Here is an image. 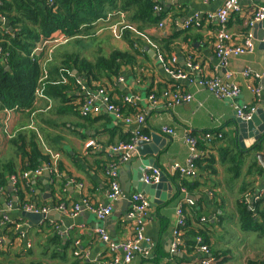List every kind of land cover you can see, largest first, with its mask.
Instances as JSON below:
<instances>
[{
  "label": "crops",
  "instance_id": "1",
  "mask_svg": "<svg viewBox=\"0 0 264 264\" xmlns=\"http://www.w3.org/2000/svg\"><path fill=\"white\" fill-rule=\"evenodd\" d=\"M224 1L159 0L164 18L159 27L146 31L160 38H151V42L142 37L143 44H148L144 46L147 55L139 57L135 66L124 67L111 84L101 87L112 104L122 107L123 115L144 117L139 130L148 139L137 141L127 161H121V155L110 148L128 141L137 128L136 123L116 118L106 109L102 97L96 95V86L79 76L67 92L65 103L61 96L35 92L29 108L0 109V169L7 178V183L0 187V221L4 220L0 225V264H113V259L120 258L121 253H111L100 233L104 232L111 243L133 235L134 223L127 216L129 197L142 193L133 185L138 168L135 163L146 159L154 164L142 171L155 165L171 188L159 196L158 203L143 194L149 202L143 216L144 234L149 243H143L142 249H147V254L138 252L122 264H194L201 252L196 249L195 238L187 233L198 230L207 234L208 247L219 255L215 264H245L247 257H254L264 249V239L259 236L264 234V225L255 228L253 224H264V136L259 142L250 140L248 147H240L236 141L234 110V106L255 107L254 112L260 109L264 118V49L259 45L264 38V26L256 24L253 28L248 23L255 8L264 7V0H239L240 11L230 14L226 28L233 43H242L249 33L254 47L250 53L230 57L226 66L221 67L214 50L219 25L213 14ZM196 16L198 25L185 28V22ZM0 33L14 35L11 23L3 14H0ZM106 33L112 38L111 44L126 47L117 32ZM148 51L153 54L149 55ZM45 54L43 51L37 59L41 73ZM172 57L176 59L172 66L187 72L188 79H176L169 74L167 66ZM187 63L197 65L198 69H190ZM245 69L258 77H245ZM46 73L49 74L48 66ZM74 73L72 70L71 74ZM225 73L240 88L233 100L217 98L207 88L198 86L199 78L217 76L225 80ZM247 85L258 87V94ZM171 89L190 93L191 101L168 106V98L162 92ZM95 95L99 112L82 116L73 108L75 99L83 101ZM149 95L154 96L156 103L150 102ZM125 97L131 98L128 103L131 107L125 104ZM163 128H171L173 134H165ZM21 132L23 157L11 145L13 137ZM206 132L220 133L221 137L206 142L203 138ZM187 133L195 137L200 157L193 176L183 177L173 166L184 164L188 156L184 141ZM88 139L94 140L97 147L86 150ZM34 141L42 155H47L51 162L55 160L52 164L57 166L58 176L45 171L29 179L11 181L6 168L16 170L17 174L22 167L25 170ZM129 161L131 165L124 169ZM112 167L123 197L110 201L106 196L111 182L107 171ZM18 189L23 192V198ZM82 198L92 207L110 204L111 214L100 220L82 208L71 216L73 205ZM21 200L25 204L21 205ZM256 200L260 201L261 214L250 216L246 227L245 219L249 217L242 204L251 208ZM30 204L45 209L36 211L46 214L37 224H29L21 214L25 210L23 206ZM177 208H181L186 223L181 229V244L171 252ZM54 235L59 239L55 244L50 243ZM209 255L212 256L208 251Z\"/></svg>",
  "mask_w": 264,
  "mask_h": 264
},
{
  "label": "trees",
  "instance_id": "2",
  "mask_svg": "<svg viewBox=\"0 0 264 264\" xmlns=\"http://www.w3.org/2000/svg\"><path fill=\"white\" fill-rule=\"evenodd\" d=\"M159 4V0H53L52 4L48 0H2L0 14L8 18L14 35L0 33V109L29 108L35 92L46 96H61L65 103L68 101L66 94L78 76L91 86H96V89L111 84V80L124 67L135 66L139 57L147 55L144 46L148 44H143V38H148L151 42V38H160L146 31L159 27L164 18L161 10H155V6ZM106 32H117V37L126 47L118 48L111 44L112 38ZM56 35L64 39L58 44L42 47L40 53L46 51V54L41 73V65L37 61L40 53L31 57L29 54L41 38ZM162 42L165 43L166 40L162 38ZM165 49L168 51L167 45ZM5 66L8 68L5 69ZM47 66L49 74L46 73L43 77ZM72 70H75L74 75L71 74ZM81 102L82 100L75 99L73 108L76 110ZM120 112L123 114L122 107ZM11 145L16 147L15 153L23 157V132L13 137ZM28 157L25 170L51 162L47 155L39 152L35 141L31 144ZM21 170L25 171L23 167ZM22 171L17 174L16 170L6 168L9 175H16L18 179H21L19 175ZM6 183L5 173L0 169V187ZM18 194L23 198L20 189ZM22 204H25L23 200ZM242 205L249 217V220L245 219L247 227L250 216L254 217L255 213L260 216V201L256 200L252 209L246 203ZM193 212L197 215L195 210ZM253 224L255 228L264 225L260 222ZM187 234L192 239L200 237L202 243L208 246L207 234L203 231ZM259 236L264 239V234L259 233ZM58 241V235L50 239L53 244ZM210 249L208 247L213 256L211 264H215L219 255ZM245 264H264V249L254 257H247Z\"/></svg>",
  "mask_w": 264,
  "mask_h": 264
},
{
  "label": "built area",
  "instance_id": "3",
  "mask_svg": "<svg viewBox=\"0 0 264 264\" xmlns=\"http://www.w3.org/2000/svg\"><path fill=\"white\" fill-rule=\"evenodd\" d=\"M48 3L52 4L53 0H48ZM155 10L159 12L161 10L160 6H155ZM239 11H240L239 0H225L221 5V7L218 8L213 14L216 17L219 25V28L217 29L215 35L214 50L216 57L219 59V64L221 67L226 66L227 61L230 57H237L242 54L250 53L254 47L252 36L249 33L244 37L242 43L234 44L233 37L226 28L230 14ZM207 16L211 17V14H208ZM197 18H198L197 16L190 18L188 21L185 22L184 27L187 28L191 25H198ZM262 18H264V7L257 6L253 12L252 17L248 21L249 26L253 25V23L261 20ZM63 39L64 38H62V36H53L48 39H44L41 45L45 43L58 44L62 42ZM33 52H35V50ZM175 60H176L175 57H172L168 63L167 71L169 72V74H171L176 79H184V80L188 79L187 72L181 69H175L172 66ZM187 66L190 69H194V70L198 69L197 65H194L193 63H187ZM243 74L245 77H250V76L258 77V75L256 73H253L250 69H245ZM45 75L46 72H44L43 77ZM197 83L198 86L200 85L207 88L211 93L214 94L215 97L220 99L233 100L240 93V88L238 87V85L236 83H233L232 81L230 82L229 73H225V80L217 76L209 77V78L203 77L201 79L199 78L197 80ZM247 87L251 89L254 93L258 94V87H251L250 85H247ZM96 95H100L102 97V101L106 109L109 112H112L116 118L123 120L125 123L135 122L137 125L135 131L131 132V136L129 137L128 141L117 143L115 146H112L110 148V151L121 155V161H127L131 152L135 150L137 141L140 139L143 140L148 139L146 136L142 135L139 130V126L142 124L144 117L143 115H136L132 117L123 115L120 112V109L109 101L108 95L105 93V91L102 88L97 89ZM96 95L93 97L88 96L84 98V100L79 104L77 110L80 115L88 116L91 113L99 112V107L94 103ZM162 95L165 98H168L167 101L168 106H172L174 104L186 103L191 101L192 99V95L190 93L182 92L180 90H173V89L164 90L162 92ZM149 100L152 104L156 103V100L154 99L153 95H149ZM124 102L131 103V98L125 97ZM234 110L236 117L244 120H248L251 117L252 113H254L255 107H247L246 109H240L234 106ZM162 131L168 135L173 134V130L171 128H163ZM220 137H221L220 133L213 134L210 132H206L205 134H203V138L206 142H209L212 139H217ZM184 141L188 146V150H189L188 156L184 164L182 165L175 164L173 166V169L177 173H179L180 176L190 177L193 176L197 168V161L200 157V152L198 150L197 141L195 137L187 133L185 134ZM94 147H97L95 141L92 139H88L85 143L86 150H89L90 148H94ZM52 163H55V160H53L50 163H45L41 166H38L35 169L22 171L19 177L21 179L23 178L29 179L31 177L40 175L42 172L45 171H48L55 176H58L59 172L57 171V166ZM107 173L111 178L110 187L106 192L107 198L110 201H113L118 198H122L123 194L120 189V185L118 183L117 173L115 168L112 167L111 170L107 171ZM160 174H161V170L159 168L147 167L141 173L142 181L148 184L157 183L159 181ZM17 178L18 177L16 175L10 176V179L13 182H15ZM148 206H149L148 199L142 193H134L129 197V211L127 216L131 218V220L134 223V233L131 237L122 240L119 243H111L108 239V236L104 232L100 233L102 240L108 244V248L111 253H115V254L119 252L121 253V257H120L121 259L119 257H115L112 261L113 264L127 263L138 252H142L143 255L147 254V249H142V244L149 243L148 238L144 234L145 221L143 219V216L145 215V211ZM23 207L27 211H35V212L45 211V209H40V210L36 209L31 204L24 205ZM82 208H85L86 210L94 213V215L100 220H104L112 212V206L110 204L106 206L98 205L96 207H92L85 198H82L79 202L73 205V209L70 212V215L75 216ZM250 209H252V207ZM176 215H177V220L175 223L176 228L173 232L174 241L172 243L171 252H175L177 250V247L181 244V229H183L186 223L181 208H177ZM201 221H203V219H201ZM3 223L4 220H1L0 225H2ZM194 240H195L196 249L200 250L201 252L200 258L194 264H211L212 257L210 255L208 256V246L202 243L200 237H195Z\"/></svg>",
  "mask_w": 264,
  "mask_h": 264
},
{
  "label": "water",
  "instance_id": "4",
  "mask_svg": "<svg viewBox=\"0 0 264 264\" xmlns=\"http://www.w3.org/2000/svg\"><path fill=\"white\" fill-rule=\"evenodd\" d=\"M256 24H262V26H264V19L262 18V20H259V22L253 23V28L256 26ZM259 45L261 48L264 49V42L262 40L259 41ZM148 54H153V51H148ZM260 113V109L256 110V112L252 113L251 117L248 120H244L238 117L236 118V130L238 132L236 141L239 143L238 145L240 147H248V141L250 140H253L254 142H259V139L264 136V118ZM131 163L132 161L127 162L124 169L129 168ZM153 164V161L150 159L135 163V166H137L138 168H136L135 171V181L133 182V185L135 186V189L137 191L142 192V194H148L150 201L158 203L159 196H164L163 194L167 191V189H170L171 187L169 184H167V178L163 175L162 172L157 183L148 184L142 181V169L145 166H151ZM152 167L156 166L154 165ZM120 173H124V170L120 171ZM121 181L124 183V180ZM124 190L127 191V188L125 187ZM21 214L24 218L28 220L29 224H37L46 217L45 213L27 210H23Z\"/></svg>",
  "mask_w": 264,
  "mask_h": 264
},
{
  "label": "clouds",
  "instance_id": "5",
  "mask_svg": "<svg viewBox=\"0 0 264 264\" xmlns=\"http://www.w3.org/2000/svg\"><path fill=\"white\" fill-rule=\"evenodd\" d=\"M57 36V35H56ZM51 37H53V36H51ZM50 38V37H49ZM44 39L45 38H41V40H40V42L31 50V52H30V54H29V56L31 57V56H33L34 54H38V53H40L41 51H42V47L44 46V45H50L49 43H45V44H42L41 45V43H42V41H44ZM46 39H48V38H46ZM38 48H40V49H38ZM35 50V52H33Z\"/></svg>",
  "mask_w": 264,
  "mask_h": 264
},
{
  "label": "rangeland",
  "instance_id": "6",
  "mask_svg": "<svg viewBox=\"0 0 264 264\" xmlns=\"http://www.w3.org/2000/svg\"><path fill=\"white\" fill-rule=\"evenodd\" d=\"M84 42L88 44V41L87 40H84Z\"/></svg>",
  "mask_w": 264,
  "mask_h": 264
}]
</instances>
